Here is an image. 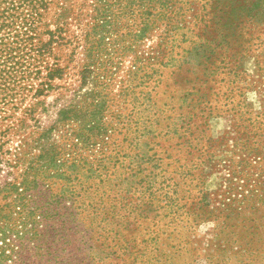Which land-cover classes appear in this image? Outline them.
Listing matches in <instances>:
<instances>
[{"label": "rangeland", "instance_id": "374dc122", "mask_svg": "<svg viewBox=\"0 0 264 264\" xmlns=\"http://www.w3.org/2000/svg\"><path fill=\"white\" fill-rule=\"evenodd\" d=\"M127 2L52 8L62 75L0 114L5 264H264V0Z\"/></svg>", "mask_w": 264, "mask_h": 264}, {"label": "trees", "instance_id": "16d2710c", "mask_svg": "<svg viewBox=\"0 0 264 264\" xmlns=\"http://www.w3.org/2000/svg\"><path fill=\"white\" fill-rule=\"evenodd\" d=\"M68 1L70 2V0H0V114L7 112L6 109L10 105L17 106L15 103H18L29 92L33 91L35 82L39 79H43V81L37 85L35 95L43 96L44 89H52L51 83L56 78L61 77L62 69L47 66L45 68L47 75L45 78H41L43 72L41 64L43 61L42 57L53 52V45L64 39L61 33L63 29L59 24L55 30H52L50 28L51 24L47 23L49 11L52 8L60 7L58 8L59 13L56 12L54 15L56 22L60 23L61 19L67 18L68 9L66 5ZM127 1V4L131 6L137 5V1L140 2V7L144 6L142 0ZM152 2L159 6L158 8H152L157 9V15L161 19H165L169 14L168 11L174 7L170 6V0H150L148 5L150 6ZM107 3L106 1L105 6H107ZM150 10L148 7V12L144 11L143 14L146 12L149 14ZM104 12L105 10L97 16L99 21L102 16L105 19ZM146 29H148V26H144L139 30L140 38L146 33ZM44 37H47V40H44ZM101 111L94 112L92 117L98 119ZM72 112L71 110H64L62 116L69 117ZM53 156L50 161L45 162L47 169H54L57 165ZM43 158L45 157H36L38 160ZM33 165V168L36 169L35 163ZM54 174L57 177L64 175L59 171ZM22 184L24 183L22 182ZM9 187V191L14 189L21 200L23 194L18 191L20 188L13 184L9 185ZM163 197V200H158V202H164L165 206H161V209L174 205V200L167 193ZM0 255V258L2 257L0 264H5L6 259L2 256V253Z\"/></svg>", "mask_w": 264, "mask_h": 264}]
</instances>
